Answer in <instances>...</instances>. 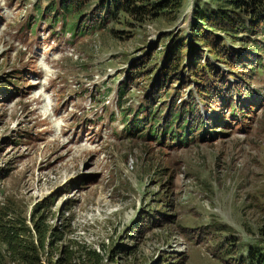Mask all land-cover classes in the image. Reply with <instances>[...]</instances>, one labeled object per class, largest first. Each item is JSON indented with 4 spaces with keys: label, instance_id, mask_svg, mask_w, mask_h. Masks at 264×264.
Wrapping results in <instances>:
<instances>
[{
    "label": "rangeland",
    "instance_id": "374dc122",
    "mask_svg": "<svg viewBox=\"0 0 264 264\" xmlns=\"http://www.w3.org/2000/svg\"><path fill=\"white\" fill-rule=\"evenodd\" d=\"M52 1L0 0L3 222L32 228L34 210L36 221L45 218L40 264H57L61 252L79 246L99 253L101 264H252L240 258L263 256L264 67L250 79L233 78L240 98L198 101L193 129L204 124L206 134L186 143L157 139L148 126L131 134L168 46L190 33L192 12L207 0H185L174 22L164 16L139 26L120 18L76 37L51 23ZM238 40H225L226 48L249 50L264 37ZM212 71L229 81L226 64L213 62ZM125 76L129 91L117 104ZM171 78L169 94L190 99L182 77ZM247 92L243 109L232 113ZM53 230L62 241L50 237ZM0 264H21L1 240Z\"/></svg>",
    "mask_w": 264,
    "mask_h": 264
},
{
    "label": "trees",
    "instance_id": "16d2710c",
    "mask_svg": "<svg viewBox=\"0 0 264 264\" xmlns=\"http://www.w3.org/2000/svg\"><path fill=\"white\" fill-rule=\"evenodd\" d=\"M93 1L61 0V5L58 7L52 1L47 8L51 23L58 25L61 22L72 36H77L84 35L91 30H102L108 26L110 21L120 20V18H126L139 26L147 22H154L164 16L167 17L168 22H174L181 12L185 0H97L94 6L92 5ZM247 17H249V21L245 19ZM243 32L248 36L245 34V36H241ZM252 35L264 37V0H207L203 6L196 5L193 11V21L190 23L189 35L185 34L181 39L174 40V43L168 46L159 76L151 92L144 98L145 105L142 106V113L145 116H141L142 119H140L138 114L129 124L132 127H129V132L132 134L133 128L141 130L148 126L153 136L158 135L159 127L161 128L160 123L163 121V131L166 133L174 131L173 134H176L175 129L179 128V131L182 132V139L187 141L188 136L186 135L193 131L194 126L198 123V105L193 95L188 100L178 95L172 102L169 113L162 120L166 97L171 91V89L168 91L167 88L170 84L169 79L175 77V81L181 82L177 78L181 76L184 88L193 80L205 104L218 103L216 100L227 94L229 85L225 77L212 71L213 64L206 57V52L210 53L219 63L226 64L232 77L236 78L237 74H241L250 79L249 73H254L264 66V41L258 43L254 40L255 42L252 41L253 46L249 50L241 48L236 51L226 48L224 39L237 42L238 39L240 41L250 39ZM242 45L246 47L244 43ZM188 53L189 58H187ZM185 59L189 60V65L182 68ZM148 60V57H145L142 62L147 63ZM129 79L132 77L128 76L119 86L120 99H122L119 103H124L125 94L129 91ZM232 89L230 88L229 92L233 91ZM191 111L192 113L189 114ZM128 112L132 113L133 110L130 109ZM121 113L124 111L122 110ZM129 116L130 114H124L125 123H129ZM157 137L160 139L159 135ZM36 212L37 210H34L31 217L32 228L27 227L25 222L18 223L11 219L5 223L3 221L8 217V214L5 211L0 214L2 220L0 222V240L6 245L8 254L15 262L21 264L41 263L40 254L46 249L49 230L44 217L40 218L41 221L35 220ZM147 219L152 223L150 217ZM20 223L23 227L19 226ZM51 236L56 238L57 242L63 240V237L58 236L56 230L51 231ZM79 247L82 250L68 248L61 252L57 264L102 263L103 258L95 250L86 246ZM80 253L82 254L81 263L77 261ZM240 262L264 264V255L256 258L249 254L248 257H241Z\"/></svg>",
    "mask_w": 264,
    "mask_h": 264
},
{
    "label": "clouds",
    "instance_id": "9594fccd",
    "mask_svg": "<svg viewBox=\"0 0 264 264\" xmlns=\"http://www.w3.org/2000/svg\"><path fill=\"white\" fill-rule=\"evenodd\" d=\"M41 63H42V66L44 67V69H45L46 71L50 72V69H49L48 65L43 64V62H41Z\"/></svg>",
    "mask_w": 264,
    "mask_h": 264
},
{
    "label": "bare ground",
    "instance_id": "6f19581e",
    "mask_svg": "<svg viewBox=\"0 0 264 264\" xmlns=\"http://www.w3.org/2000/svg\"><path fill=\"white\" fill-rule=\"evenodd\" d=\"M60 124V121H58V125Z\"/></svg>",
    "mask_w": 264,
    "mask_h": 264
}]
</instances>
